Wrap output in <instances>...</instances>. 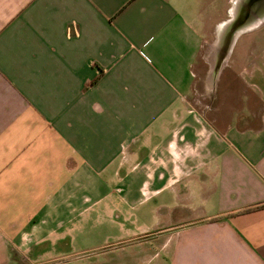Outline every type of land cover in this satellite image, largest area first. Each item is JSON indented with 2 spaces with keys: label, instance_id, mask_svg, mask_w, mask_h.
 Masks as SVG:
<instances>
[{
  "label": "crops",
  "instance_id": "0c3cea01",
  "mask_svg": "<svg viewBox=\"0 0 264 264\" xmlns=\"http://www.w3.org/2000/svg\"><path fill=\"white\" fill-rule=\"evenodd\" d=\"M249 3L0 0V264H264Z\"/></svg>",
  "mask_w": 264,
  "mask_h": 264
},
{
  "label": "water",
  "instance_id": "95a60500",
  "mask_svg": "<svg viewBox=\"0 0 264 264\" xmlns=\"http://www.w3.org/2000/svg\"><path fill=\"white\" fill-rule=\"evenodd\" d=\"M249 2H250L249 3L250 6L248 4L246 10L252 13V10L254 9V11L256 12L254 14L255 18H258V19L264 18V0H249Z\"/></svg>",
  "mask_w": 264,
  "mask_h": 264
},
{
  "label": "rangeland",
  "instance_id": "374dc122",
  "mask_svg": "<svg viewBox=\"0 0 264 264\" xmlns=\"http://www.w3.org/2000/svg\"><path fill=\"white\" fill-rule=\"evenodd\" d=\"M256 26H257V24H255ZM248 26V25H247ZM258 28H260V31L261 32H264V23L263 22H261L260 24H258V26H257ZM70 251H72V250H70ZM74 251V250H73ZM71 259V258H70Z\"/></svg>",
  "mask_w": 264,
  "mask_h": 264
}]
</instances>
